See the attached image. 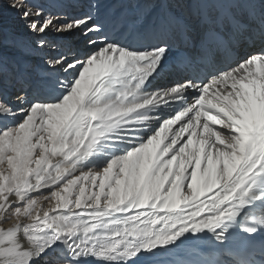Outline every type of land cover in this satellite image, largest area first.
Returning a JSON list of instances; mask_svg holds the SVG:
<instances>
[{
    "label": "snow or ice",
    "instance_id": "snow-or-ice-1",
    "mask_svg": "<svg viewBox=\"0 0 264 264\" xmlns=\"http://www.w3.org/2000/svg\"><path fill=\"white\" fill-rule=\"evenodd\" d=\"M51 2L0 0V264H264V0Z\"/></svg>",
    "mask_w": 264,
    "mask_h": 264
},
{
    "label": "bare ground",
    "instance_id": "bare-ground-1",
    "mask_svg": "<svg viewBox=\"0 0 264 264\" xmlns=\"http://www.w3.org/2000/svg\"><path fill=\"white\" fill-rule=\"evenodd\" d=\"M40 2L44 3L45 7H48L50 9L57 7V5L52 3L51 0H40ZM90 2H91V0H79L77 7L72 9L71 11H73L74 14H80L83 11H88L87 4ZM102 2L107 3V2H109V0H102ZM257 47H259V46H257ZM5 227H7V225H5ZM186 258L195 259V257H191V256L186 257Z\"/></svg>",
    "mask_w": 264,
    "mask_h": 264
}]
</instances>
